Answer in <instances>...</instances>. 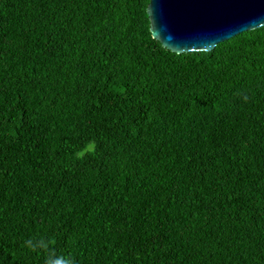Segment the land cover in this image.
Returning <instances> with one entry per match:
<instances>
[{
  "label": "trees",
  "instance_id": "obj_1",
  "mask_svg": "<svg viewBox=\"0 0 264 264\" xmlns=\"http://www.w3.org/2000/svg\"><path fill=\"white\" fill-rule=\"evenodd\" d=\"M148 3L0 0V264H264V26L177 54Z\"/></svg>",
  "mask_w": 264,
  "mask_h": 264
},
{
  "label": "water",
  "instance_id": "obj_2",
  "mask_svg": "<svg viewBox=\"0 0 264 264\" xmlns=\"http://www.w3.org/2000/svg\"><path fill=\"white\" fill-rule=\"evenodd\" d=\"M151 37L171 52L211 51L264 26V0H149Z\"/></svg>",
  "mask_w": 264,
  "mask_h": 264
},
{
  "label": "clouds",
  "instance_id": "obj_3",
  "mask_svg": "<svg viewBox=\"0 0 264 264\" xmlns=\"http://www.w3.org/2000/svg\"><path fill=\"white\" fill-rule=\"evenodd\" d=\"M248 99L247 96L244 97ZM79 156V153L77 154ZM25 246L32 251H42L47 253L45 257V264H77V261L72 255H57L50 250L51 241L45 238H29L24 242Z\"/></svg>",
  "mask_w": 264,
  "mask_h": 264
}]
</instances>
